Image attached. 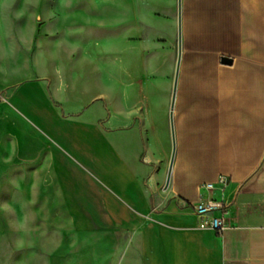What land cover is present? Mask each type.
<instances>
[{
	"label": "crops",
	"instance_id": "crops-1",
	"mask_svg": "<svg viewBox=\"0 0 264 264\" xmlns=\"http://www.w3.org/2000/svg\"><path fill=\"white\" fill-rule=\"evenodd\" d=\"M157 3L167 14L176 6L177 51H151L155 22L130 51L117 47L115 105L136 121L84 146L97 170V182L82 181L84 200L99 209L91 203L77 225L92 218L137 236L141 264H264V0H180L174 93L178 0ZM173 28L165 19L155 33ZM219 176L224 189L200 188ZM205 198L228 205L222 235L198 229L185 207Z\"/></svg>",
	"mask_w": 264,
	"mask_h": 264
},
{
	"label": "rangeland",
	"instance_id": "rangeland-1",
	"mask_svg": "<svg viewBox=\"0 0 264 264\" xmlns=\"http://www.w3.org/2000/svg\"><path fill=\"white\" fill-rule=\"evenodd\" d=\"M159 1L0 0V264H141L137 236L77 222L99 209L84 200L82 181L97 182L84 146L136 121L115 105L117 47L155 22L151 51H177L176 6Z\"/></svg>",
	"mask_w": 264,
	"mask_h": 264
},
{
	"label": "built area",
	"instance_id": "built-area-1",
	"mask_svg": "<svg viewBox=\"0 0 264 264\" xmlns=\"http://www.w3.org/2000/svg\"><path fill=\"white\" fill-rule=\"evenodd\" d=\"M227 185V178L219 176L215 182L202 184L200 188L211 192L216 187L224 189ZM185 207L190 208L198 218V229L209 230L216 235H222L224 232V218L228 211V205L223 200L205 198L197 202L185 203Z\"/></svg>",
	"mask_w": 264,
	"mask_h": 264
},
{
	"label": "water",
	"instance_id": "water-1",
	"mask_svg": "<svg viewBox=\"0 0 264 264\" xmlns=\"http://www.w3.org/2000/svg\"><path fill=\"white\" fill-rule=\"evenodd\" d=\"M180 18H181V5H180V0H178V61H177V66H176V75H175V83H174L173 93L175 92L176 78H177L178 66H179L180 38H181ZM222 62L224 64H230L231 60H229L227 58H223ZM171 135H172V154H171V158H170V163H169L168 173H167V177H166L165 187L168 186V183L170 180L172 160H173V155H174V141H173L172 125H171Z\"/></svg>",
	"mask_w": 264,
	"mask_h": 264
}]
</instances>
